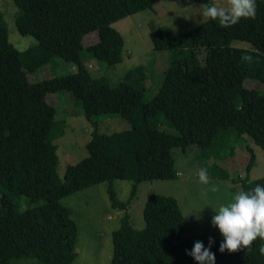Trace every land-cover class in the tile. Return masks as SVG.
<instances>
[{"label":"trees","instance_id":"obj_1","mask_svg":"<svg viewBox=\"0 0 264 264\" xmlns=\"http://www.w3.org/2000/svg\"><path fill=\"white\" fill-rule=\"evenodd\" d=\"M159 1L11 0L18 33L35 40L23 51L9 41L0 14V264H73L78 229L61 199L103 182L109 183L113 208L124 212L120 228L112 233L109 264H264V177L231 180L252 203L242 238L185 237L176 200L155 194L145 202L144 226L132 225L128 210L139 185L176 178L174 149L194 145L214 151L220 135L230 132L264 150V91L245 86L248 80L264 84V0H253L238 14L209 11L205 21L183 33L151 29L152 49L167 52L168 66L150 101H144L141 66L125 73L116 86L91 74L83 49L98 62L119 64L124 42L115 23ZM92 32L98 40L84 47V37ZM233 41L247 47H233ZM54 57L75 71L37 82L28 79ZM63 92L80 104L93 131L87 156L67 165L61 179L52 136L56 111L46 98ZM113 114L129 129L99 133L95 119ZM164 125L177 134L161 129ZM247 150L249 173L255 155ZM219 172L227 178L226 170ZM114 180L132 182L125 202L118 200ZM21 197L28 199L24 209Z\"/></svg>","mask_w":264,"mask_h":264},{"label":"rangeland","instance_id":"obj_2","mask_svg":"<svg viewBox=\"0 0 264 264\" xmlns=\"http://www.w3.org/2000/svg\"><path fill=\"white\" fill-rule=\"evenodd\" d=\"M253 0H160L152 9L129 15L117 23L115 28L123 38L121 62L108 66L98 62L83 49L82 59L94 77H105L112 86L122 81L125 73L141 66L145 72L144 101H150L161 87L168 66L167 52L153 51L149 39L151 29L169 27L183 33L208 18L209 11L224 9L230 13H241ZM17 9L11 0H0V14L8 31L9 41L20 51L35 45V40L22 36L15 27ZM98 40L96 32L86 35L84 47ZM233 47L245 48L246 43L233 41ZM203 61L204 55L199 56ZM75 71V66L54 57L52 61L28 74L31 82L51 76H63ZM250 89L264 91V84L248 80ZM47 102L56 111V125L52 131L57 146L58 174L64 177L67 165L75 164L87 156L86 145L91 140L93 128L81 114V106L69 92L51 93ZM95 121L101 134L110 135L129 129L118 115H101ZM167 133L177 134L168 125L161 127ZM220 135L217 148L200 151L190 145L184 151L173 150L176 178L142 182L128 213L134 228L144 226L143 208L149 195L172 197L185 220L184 236L207 234L210 238L233 240L242 238L251 218L252 203L242 193L241 186L231 180L241 178L254 181L264 177V150L250 139L239 140L234 136ZM247 147L252 148L255 163L249 173L245 166L249 161ZM227 156V157H226ZM225 157V158H223ZM226 170L227 178H220ZM109 183L103 182L61 199V204L72 211L77 225V257L73 264H109L112 257V233L120 228L124 212L113 208L107 192ZM112 186L120 202H125L132 182L114 180ZM21 208L28 199L20 198ZM35 260H21L17 264H36Z\"/></svg>","mask_w":264,"mask_h":264}]
</instances>
